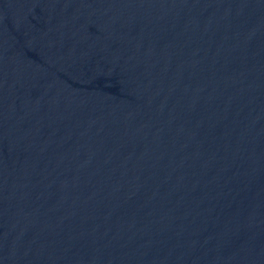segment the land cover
Wrapping results in <instances>:
<instances>
[{"label": "water", "instance_id": "obj_1", "mask_svg": "<svg viewBox=\"0 0 264 264\" xmlns=\"http://www.w3.org/2000/svg\"><path fill=\"white\" fill-rule=\"evenodd\" d=\"M0 264H264V0H0Z\"/></svg>", "mask_w": 264, "mask_h": 264}]
</instances>
